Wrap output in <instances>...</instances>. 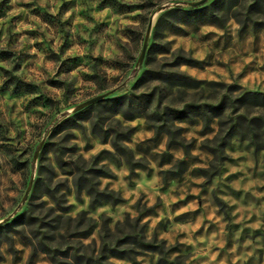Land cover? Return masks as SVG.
I'll return each mask as SVG.
<instances>
[{
    "label": "rangeland",
    "instance_id": "obj_1",
    "mask_svg": "<svg viewBox=\"0 0 264 264\" xmlns=\"http://www.w3.org/2000/svg\"><path fill=\"white\" fill-rule=\"evenodd\" d=\"M196 1L0 0V264H264V0Z\"/></svg>",
    "mask_w": 264,
    "mask_h": 264
},
{
    "label": "trees",
    "instance_id": "obj_2",
    "mask_svg": "<svg viewBox=\"0 0 264 264\" xmlns=\"http://www.w3.org/2000/svg\"><path fill=\"white\" fill-rule=\"evenodd\" d=\"M203 4H204V2L200 3V4H197V5H192L191 10H193V12L199 11V10H201L200 6L203 5Z\"/></svg>",
    "mask_w": 264,
    "mask_h": 264
},
{
    "label": "water",
    "instance_id": "obj_3",
    "mask_svg": "<svg viewBox=\"0 0 264 264\" xmlns=\"http://www.w3.org/2000/svg\"><path fill=\"white\" fill-rule=\"evenodd\" d=\"M199 2H201V0L200 1H196V3H199ZM152 25V20H150L149 21V27Z\"/></svg>",
    "mask_w": 264,
    "mask_h": 264
}]
</instances>
